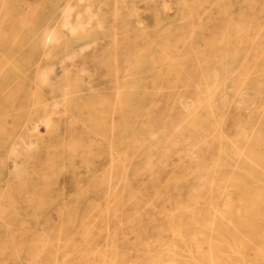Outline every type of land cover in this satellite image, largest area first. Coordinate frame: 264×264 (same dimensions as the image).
<instances>
[{
  "label": "bare ground",
  "instance_id": "bare-ground-1",
  "mask_svg": "<svg viewBox=\"0 0 264 264\" xmlns=\"http://www.w3.org/2000/svg\"><path fill=\"white\" fill-rule=\"evenodd\" d=\"M25 2L0 0L11 23L0 39L31 47L0 53V170L13 176L0 182V261L264 264V0H104L74 23L62 0L66 34L43 42L112 29L94 47L55 52L18 39L25 20L9 14ZM10 141L22 156L11 166ZM49 184L71 200L48 194L61 199L59 226H35L37 211L13 207L44 208Z\"/></svg>",
  "mask_w": 264,
  "mask_h": 264
},
{
  "label": "rangeland",
  "instance_id": "rangeland-1",
  "mask_svg": "<svg viewBox=\"0 0 264 264\" xmlns=\"http://www.w3.org/2000/svg\"><path fill=\"white\" fill-rule=\"evenodd\" d=\"M111 2L112 0H108ZM104 0H71L70 6L72 7V11L69 13V21L71 23H74L77 18V14L80 13V15H83L84 13V8L87 7L93 12H104L105 7L103 6ZM26 4V9H24V6H18V5H13L11 8L10 12V18L14 19H23L25 22L23 23V29L20 30L19 33H21V36L18 37V39H24L26 38L29 41H34L37 40V43L43 42L44 38L43 35L47 33L51 29H55L56 31H59L60 34H66L65 30L58 26V22L63 16L62 13L63 10L65 9V3L62 2V0H27L25 2ZM243 6V5H241ZM35 8H38V11H34ZM249 7L245 8L244 11L247 14H250L252 11L248 10ZM25 13V14H24ZM236 22H242V20L239 19V17L236 18ZM0 26L2 30H9L11 28V23L9 20L0 22ZM112 29V26L107 24L105 27L100 28V27H93V32L94 34L89 35V36H79L74 39H66L65 37H60L57 39V41L54 42V44H49V42H43V44H40V47L43 48H48L52 50V52H55L59 49H63L66 47L67 43L70 44L72 43L74 45V48L79 51L80 49L86 50V48L94 47L95 43H97L98 40H101L103 38H106ZM28 34V36H22L23 33ZM3 39V38H2ZM0 39V53L3 54V52L7 53V57L9 60H16L21 57V54H26L30 50L31 47H28L26 45H14L10 39ZM45 46V47H44ZM87 46V47H86ZM56 58L55 61L58 62L59 58L58 55H54ZM241 62L240 58H236L234 60V64L238 65ZM9 74L15 73L16 71H7ZM60 73L59 70L55 73V75H58ZM47 95L50 96V92L46 90ZM257 103H251L249 106V109L245 112L246 116H252L250 119L255 120V111H256ZM250 114V115H249ZM11 120V119H10ZM18 124L21 125V123H26L24 117H20ZM27 121V120H26ZM40 124V126H39ZM46 123L44 120H40L38 123V130L40 132H46L47 127ZM22 127V125L20 126ZM23 138L25 141L29 140V136L26 134L23 135ZM264 143V142H263ZM17 148V144L13 141H10L8 143H5L4 145V150L7 153H11ZM22 160V156L18 155L16 156L14 153H11L8 157V165L11 166L14 162L19 164ZM63 171L68 174L70 179L72 180V183L74 185L75 190H77L79 193H82L86 190V184L85 180L80 178L77 175V172L74 170V168L71 165L70 161H64L63 162ZM12 175H10L7 170H0V182L3 184H8L9 181L12 179ZM44 190L46 191L47 194L43 196L46 197V201H49L48 204L42 208V209H31L24 203H22L19 199H17L16 203L14 204V210L19 211L20 214H23L25 212H29L30 214L32 210L37 211L41 216L39 219H37L35 226L41 224L43 227H58L59 226V218L57 216V211L56 207L60 204V198H54L49 200V195H55L57 196L58 194L62 198L64 202H70L71 198L69 195V192L67 190H64L61 188L59 185H44L43 186ZM17 188L13 187L11 190L14 194H19L16 192ZM63 218H67L64 216ZM11 221V220H10ZM47 221V222H46ZM0 234H1V229H0ZM24 235V233H23ZM29 238L28 235L22 236V240L26 241ZM3 261H0V264H3ZM5 264H83L82 261L75 260V261H56V260H21V259H11V260H6Z\"/></svg>",
  "mask_w": 264,
  "mask_h": 264
}]
</instances>
